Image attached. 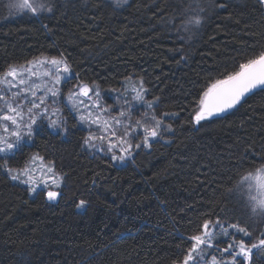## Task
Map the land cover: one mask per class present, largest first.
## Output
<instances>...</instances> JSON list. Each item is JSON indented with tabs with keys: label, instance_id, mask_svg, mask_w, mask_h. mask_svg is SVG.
<instances>
[{
	"label": "trees",
	"instance_id": "obj_1",
	"mask_svg": "<svg viewBox=\"0 0 264 264\" xmlns=\"http://www.w3.org/2000/svg\"><path fill=\"white\" fill-rule=\"evenodd\" d=\"M198 6L201 24L186 28ZM261 51L258 0H54L52 13L36 16L10 14L0 0V73L62 56L73 80L117 89L132 77L172 125L125 163L86 147L87 129L68 113L66 137L43 127L8 167L39 154L61 176V196L31 194L0 168V264H179L205 221L253 232L264 218L248 212L239 187L264 166V88L199 125L193 117L212 82ZM251 264H264V250Z\"/></svg>",
	"mask_w": 264,
	"mask_h": 264
},
{
	"label": "snow or ice",
	"instance_id": "obj_2",
	"mask_svg": "<svg viewBox=\"0 0 264 264\" xmlns=\"http://www.w3.org/2000/svg\"><path fill=\"white\" fill-rule=\"evenodd\" d=\"M117 7L123 6L127 0H113ZM264 5V0H258ZM223 8V4H219ZM10 14H31L33 16L40 14H50L54 11V0H9L7 5ZM203 9L199 6L195 13L186 22L188 26L198 27L201 24L200 13ZM50 65L51 71L45 72L43 75L50 79L53 87L45 84L43 94L37 96L35 82L31 77L35 75L31 65ZM61 70L65 74H70V67L63 59L58 58H40L36 61H29L28 66H9L8 70L0 73V168L7 171L13 181H20L22 184L28 185L29 193H35L41 185L44 188V195L49 202H55L61 196V192L53 189H59L61 186V178L57 177L54 168L51 165H41L44 176L40 180L34 178L31 174V167L26 166L22 170L8 167V160L21 150V146L31 141L33 136L42 131V125L47 120V128L58 132L64 131L63 121L59 118V109L52 108L49 115V107L47 100L52 98V104L56 103L55 98L59 95V90L55 88L60 83ZM54 77V79H53ZM264 86V51L259 52L254 58L248 59L246 62L239 64V69L227 74L222 79L212 82L206 90L203 91L199 99V108L193 117L195 123L199 125L202 121L219 116L239 105L243 98L253 90ZM146 89L143 87V81L140 82L139 88H133L135 96L133 99L138 104H143L146 112L143 121H131L130 115L125 111H120L118 117L110 116L104 118V114L109 112L107 107L100 103V92L94 91L87 84L78 86V95L86 97L91 101L90 107L81 99L79 103L84 105V112L79 116L82 123H87L91 128L92 125L97 126L100 135L90 133L83 141L88 148H96L97 151H105L111 153V159L118 163H125L126 159L131 155L133 148L150 149L152 142L163 139L162 132L172 131L171 124L164 123V113L157 116L154 111V105L159 101V97L152 100L145 98ZM92 92L96 99L93 101L89 96ZM77 93H73L68 97L69 101L75 104L74 97ZM131 107V105H130ZM56 116V119L52 117ZM118 131L122 134L118 135ZM142 134V141L135 143ZM99 140L101 143L97 145L94 141ZM107 142V147H104ZM117 151L120 153L117 154ZM37 160H43L42 157L34 155L30 158V162L34 164ZM23 177V179H22ZM249 185L254 186L257 195L249 197V204L252 211L264 212V169L254 177L247 178ZM85 202L80 201L77 207H83ZM209 221H205L203 225L205 235H194L190 239L193 241L192 247L188 253L184 255L182 264H190V261L199 264L197 257L202 259L200 251L202 245L211 247V239L215 235L208 232ZM219 225V221L216 222ZM229 228L235 229L239 233L248 235L243 227L231 224ZM224 235H228V228L221 227ZM205 236L207 238H205ZM253 249L264 250V239H259L258 243L250 246L246 245L244 240L229 243L222 251L228 253L230 259L224 257L218 258L216 255L211 256V264H251ZM195 254V255H194ZM238 258H242L239 260ZM207 264V262H205Z\"/></svg>",
	"mask_w": 264,
	"mask_h": 264
},
{
	"label": "rangeland",
	"instance_id": "obj_3",
	"mask_svg": "<svg viewBox=\"0 0 264 264\" xmlns=\"http://www.w3.org/2000/svg\"><path fill=\"white\" fill-rule=\"evenodd\" d=\"M108 1H110L111 3L114 4L113 0H108ZM5 2H6V6H7L9 3V0H5ZM29 2H31V0H29ZM44 57H47L49 59L58 58V59L65 60V58L62 56H57V57L38 56V57H35L29 61H36V60H38L40 58H44ZM28 62L18 64V65H12V66H28ZM67 64H68V62H67ZM31 67L35 73V75L31 77V79H32V81L35 82V88L37 91V96H40L43 94V89H44L45 84H47L48 87H53L52 81L43 75L45 72L51 71V66L50 65L33 64V65H31ZM72 75H73V71H72L71 67H70V74H65L61 70L60 83L55 85V88H57L59 90V95L55 98L56 103L52 104V98L51 97H49L47 100V104L49 107V115H51V109L52 108H58L59 109V118L63 121L62 127H63L64 131L58 132L56 130L47 128L46 127L47 120H45L43 122L42 128L46 127L50 131H52L54 133H60L62 135V137H66L67 125H68V120H67L66 116L68 113V114H70L71 117H73L75 119V122L79 127H84L87 129V134H86L87 137L90 135V133L93 135H100V133L97 131L96 125H92L90 128L87 123H82L79 120V116L81 114H83V112H84V105H81L79 103V101L81 99H83L85 101V104H88L89 107H90L91 101L86 97H81L78 95V86L83 85V84H87V83L81 82L77 79L76 80L71 79ZM53 79H54V77H53ZM140 82L141 81L138 79H134L132 77H127V78H125V80H123L121 86H119L117 89H107V88L103 89L98 84H94V83L87 84V85L90 88H92L94 91L100 92V98H101L100 103H101V105L104 107H107L109 109V112L104 114L105 119H108L110 116H117L118 117L120 111H125L128 115H130L131 121L135 122L136 120L143 121L146 112L149 113V116L151 115V112L148 109H146L143 104H138L133 99V97L135 96V92H133V88H139ZM143 87L145 89L144 85H143ZM73 93H77V95L74 97L75 104H73L72 101L68 100V97ZM89 96L91 97V99L93 101L96 99V97L93 95L92 92L89 93ZM130 105H131V107H130ZM52 118L56 119L57 117L53 116ZM119 134H122V132L118 131V135ZM34 136H33V138H34ZM141 136H142V134H141ZM33 138L31 139V141H29L27 143L32 142ZM141 141H142V138L138 137L136 140H132L131 142L134 145L135 143H138ZM94 143L99 145L101 142L99 140H97V141H94ZM26 144H24V145H26ZM24 145H22L21 148ZM104 147L105 148L107 147V142H104ZM133 149H132V151H133ZM117 154L119 155L120 153L117 151ZM34 155L42 157L37 153L29 154L30 158ZM42 164L45 167L48 165L53 166L52 162L47 161L45 159H43L42 161L37 160L34 164H32L30 162V159H29V161L24 166H22L20 168H16V169L22 170L26 166H29V167H31V174L34 176V178L37 180H40L42 178V176H44V173H42V170H41ZM53 168H54V166H53ZM262 169H264V166L260 167L256 171L249 173L248 175L243 177L239 189L241 190V192H240L241 195L244 197V199H246L248 212L253 214V215L255 213L262 214V219H263L264 218L263 217L264 212L257 211L254 213L251 209V206L249 204V197L257 195V192L255 190V187L250 186L249 182L247 180L248 177H254L257 174H259L260 170H262ZM54 172L56 173L57 177L61 178V176L56 172L55 168H54ZM22 179H23V177H22ZM26 186H28V185H26ZM40 188H43V186L41 185ZM40 188H38V189H40ZM53 190H55V189H53ZM31 194H33V193H31ZM83 207H80V208L82 209ZM216 222L217 221L209 223L208 232L215 234L211 239V245L212 246L208 247L207 245H202L201 249H198V251H200L201 256H202V259L200 257H197V259L199 260V264H205V262H207V264H211L210 258L212 255H216L218 258H220L222 256L225 259H230L228 253H224L222 251H217V249L222 250V249L226 248L229 243L238 242L239 240H241V238L236 237V234L241 235L243 233H239L235 229L229 228L228 226L231 224H225V223L219 222V225H217ZM221 227L228 228V235L223 234V232L221 231ZM238 227H240V226H238ZM252 231L253 232H249L246 230V232L248 233L247 236H245L243 234L244 237H251V240H249V241L244 240L245 244L249 245V246L253 243H258L259 239H264V220H263V222L261 221L257 225H254ZM232 233H235V236H232ZM197 235H205L204 229H202V231ZM205 238H207V237L205 236ZM217 239H223L225 241L221 242V240H220L217 242ZM255 250H257V249H253V251H255ZM238 259L242 260V258H238ZM179 264H182V262ZM190 264H195V262L190 261Z\"/></svg>",
	"mask_w": 264,
	"mask_h": 264
},
{
	"label": "water",
	"instance_id": "obj_4",
	"mask_svg": "<svg viewBox=\"0 0 264 264\" xmlns=\"http://www.w3.org/2000/svg\"><path fill=\"white\" fill-rule=\"evenodd\" d=\"M261 88H264V86H262ZM257 89H259V88H257ZM255 90H256V89H255ZM253 91H254V90H253ZM253 91H252V92H253ZM247 95H248V94H247Z\"/></svg>",
	"mask_w": 264,
	"mask_h": 264
}]
</instances>
